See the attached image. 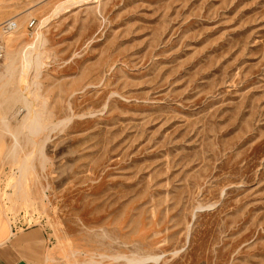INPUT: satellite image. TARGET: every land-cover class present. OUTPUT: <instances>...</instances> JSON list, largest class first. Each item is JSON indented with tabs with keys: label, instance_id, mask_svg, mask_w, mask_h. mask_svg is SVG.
Wrapping results in <instances>:
<instances>
[{
	"label": "rangeland",
	"instance_id": "rangeland-1",
	"mask_svg": "<svg viewBox=\"0 0 264 264\" xmlns=\"http://www.w3.org/2000/svg\"><path fill=\"white\" fill-rule=\"evenodd\" d=\"M0 41V216L47 264H264V0H0Z\"/></svg>",
	"mask_w": 264,
	"mask_h": 264
},
{
	"label": "crops",
	"instance_id": "crops-1",
	"mask_svg": "<svg viewBox=\"0 0 264 264\" xmlns=\"http://www.w3.org/2000/svg\"><path fill=\"white\" fill-rule=\"evenodd\" d=\"M0 264H47L42 231L17 229L0 216Z\"/></svg>",
	"mask_w": 264,
	"mask_h": 264
},
{
	"label": "built area",
	"instance_id": "built-area-1",
	"mask_svg": "<svg viewBox=\"0 0 264 264\" xmlns=\"http://www.w3.org/2000/svg\"><path fill=\"white\" fill-rule=\"evenodd\" d=\"M34 25V22H31L29 24V27L32 28ZM9 29V31L13 30L15 28V23H9L5 29ZM4 56H5V48L2 44V42L0 41V64L2 63L3 59H4Z\"/></svg>",
	"mask_w": 264,
	"mask_h": 264
},
{
	"label": "bare ground",
	"instance_id": "bare-ground-1",
	"mask_svg": "<svg viewBox=\"0 0 264 264\" xmlns=\"http://www.w3.org/2000/svg\"><path fill=\"white\" fill-rule=\"evenodd\" d=\"M36 46V45H35ZM31 48V47H30ZM36 48V47H35ZM32 50V49H31ZM35 49H33V51H34ZM37 54V53H36ZM26 59H28V57L26 58ZM33 59H34V57H33ZM13 60H14V58H13ZM32 61V60H31ZM30 61V62H31ZM25 62H26V60H25ZM34 63V62H33ZM36 64V63H35ZM35 66V65H34ZM31 68H32V66H31ZM26 70H27V67H26ZM26 72V71H25ZM29 87V86H28ZM28 98V97H27ZM26 97H23L22 98V100H23V102H24V104L26 105V107H28V101H29V99H27ZM30 105V104H29ZM33 113H34V111H33ZM28 118L32 121V119H33V114L30 112V110H28V112H27V115H26V118H25V120H24V122H27V120H28ZM32 123V122H31ZM30 123V124H31ZM24 125V124H23ZM30 126V125H29Z\"/></svg>",
	"mask_w": 264,
	"mask_h": 264
}]
</instances>
